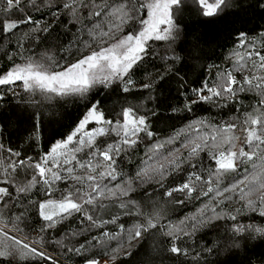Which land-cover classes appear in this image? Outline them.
<instances>
[{"label":"snow or ice","instance_id":"obj_1","mask_svg":"<svg viewBox=\"0 0 264 264\" xmlns=\"http://www.w3.org/2000/svg\"><path fill=\"white\" fill-rule=\"evenodd\" d=\"M192 3L201 17L196 23L205 29L199 34L180 18L188 0H0V43L18 36L16 50L7 56L11 66L0 72V88L35 109L30 115L37 133L33 144L41 149L28 155L0 141V264H63L61 257L70 253L84 256V264H101L98 254L88 255L97 246L115 264L121 255H132L129 249L136 242L155 241L157 235L167 240L163 251L187 257L189 250L181 243L220 220L236 223L202 252L226 258L243 252L252 264L249 242L260 237L264 244V226L241 224L238 217L251 212L264 218V0ZM45 12L52 22L68 17L65 31L71 38L57 36L55 52L36 54L31 45L51 34L52 22L33 13ZM228 39L234 41L230 66L212 82L191 88L194 98L186 95L187 81L176 65L199 59L195 53L201 43ZM157 42L163 43V53ZM157 57L162 70L138 83L136 70ZM170 80L177 81L182 107L166 105V98L156 94L171 91ZM136 91L149 95L129 102L128 94ZM105 92L109 98L123 94V99L105 107L97 98ZM241 94L254 96L257 103L224 123L201 119L189 124L192 136L181 130L161 138L153 129L151 120L159 119L165 105L172 113L191 112L201 102L217 107L221 101L239 102ZM69 102L82 105L84 112L66 136L42 148L38 133L44 112ZM146 104L158 107L146 109ZM141 145L147 159L133 175L124 173L122 162ZM180 174L179 183L165 187ZM149 187L163 189L160 200ZM200 197L208 202L197 213L177 223L167 219L168 203ZM30 210L42 221L34 238L21 227ZM121 216L136 220L128 228L119 222ZM74 218L75 228H65ZM46 233L55 237L46 239ZM111 241L118 243L112 247Z\"/></svg>","mask_w":264,"mask_h":264},{"label":"trees","instance_id":"obj_2","mask_svg":"<svg viewBox=\"0 0 264 264\" xmlns=\"http://www.w3.org/2000/svg\"><path fill=\"white\" fill-rule=\"evenodd\" d=\"M196 11L197 6L188 2V6L183 10L180 18L188 26L189 30H195V32L199 34L204 32L205 29L197 25L196 22L200 20L201 17L196 14ZM33 16L36 19H40L41 16H43L44 20L52 22V17L47 15L46 12L33 13ZM67 20L68 17L62 15L59 21L52 22L51 34H42L39 41L32 43L31 51L36 54L48 50L55 52V45L58 43L55 39L57 36L60 41H65L71 38V33L65 31V22ZM257 22H259L258 19ZM260 23L264 24V20L260 21ZM23 27L24 30H27L28 26ZM249 27L251 28L253 25L250 24ZM192 38L193 37H190L189 39ZM17 39L18 36L12 37L11 40L6 37L4 42L0 43V72L6 71L11 66V61L7 59V56L11 55L16 50ZM233 42L232 39H228L222 41L220 44H217L215 40L210 44L201 43L200 49L195 53L200 57L199 59L193 60L188 58L183 64L176 65L180 74L184 76L187 81L186 87L188 88V91L186 92V95L194 98L190 91L191 88L200 87L201 82L204 80L212 82L218 71L230 66L228 57L232 50ZM154 46H156L161 53L164 52V45L162 42H157ZM16 59L17 62H19V57ZM162 64L163 61L158 57L149 58L136 70L134 79L138 83L146 81L147 73H154L157 69L162 70ZM167 87L170 88L171 91L165 89L158 91L156 94L161 100L166 98V105L170 104L173 107H182L184 98L178 95L175 91L178 87L177 81L170 80V84ZM16 91L20 92L21 96L26 95L19 88H17ZM0 93L4 96V99L0 100V141L13 147H17L22 153L35 155L41 150L33 144V137L36 136L37 133L33 131V121L30 119V115L35 109L26 108L24 104L19 102L20 97H13L10 92L5 91L3 88H0ZM148 95L149 91H136L128 94L127 99L131 103H139L140 100H145ZM97 98L102 99L105 102V107L110 108L115 101L123 99V94L119 97L112 96L109 98L108 93L105 92ZM256 103L257 100L254 96H245L241 94L239 102L221 101L222 106L220 107H217L212 103L201 102L193 105L191 112L181 111L172 113L165 105V107L159 108V119L152 118L151 123L153 129L161 138H167L181 130H185V135L192 136L194 135V131L188 128L189 124L198 122L201 119L224 123L234 117L241 116L244 109L250 110V106ZM150 107L158 106L146 104V109ZM83 112L84 108L82 105L71 102L65 104L63 107L57 106L56 109L52 111H45L41 118L42 123L38 133L40 137L38 142L41 147L46 149L54 140L66 136L74 128L76 121ZM179 143L180 141H177L176 146H178ZM144 159H147V156L144 146L141 145L131 158H126L122 162L121 167L124 173L133 175L136 169L140 166L139 162ZM204 163L207 164L209 161L205 158ZM182 177L183 174H180L174 179H170L165 183V187H168L171 183H179ZM149 192L154 194L155 200H160V193L163 192V189L149 187ZM32 198L40 199L42 197L34 195ZM144 199L147 198L145 197ZM206 202H208L207 198L200 197L198 199H187L184 203L180 204L168 203L166 205L167 219L173 223H177L179 220L197 213ZM236 206L238 207L239 205ZM145 210L151 211L150 205L147 206ZM111 211L114 212L116 210L111 209ZM101 215L107 217L108 213L102 212ZM135 220V217L121 216L119 222H126L125 226L130 228ZM238 222L244 225L252 224L255 226H264V218L251 212H246L240 215L238 217ZM41 223L42 221H40L39 217L34 214V210H30L25 217L24 223L21 224V227H24L25 232L34 238ZM234 223L236 222L231 220L215 221L207 227L200 229L190 239L183 241L181 246L189 250V255L187 257H175L170 253L163 251V249L167 247V240L166 238L157 235L155 241L149 239L146 242H136L135 246L129 249L132 255H121L119 259L116 260L115 264H247L243 252L232 258H226L223 255L218 256L215 252H202L204 248L212 247V243L223 236L225 229L229 228ZM25 225H27V227H25ZM69 225H71L72 228H75V218L73 221H69L68 225H65L64 227L67 228ZM107 227L111 231H118L115 225H108ZM49 236L54 238L55 233L45 234L46 239H48ZM109 243L110 246L115 247L118 242L111 241ZM157 244L160 245L159 248L156 247ZM254 244H259L260 246L252 248V245ZM249 247L251 251L248 253V256L251 258L252 264H264V244H261V238L257 237L255 240L250 241ZM193 252H201V256L194 258L192 255ZM94 253L98 254L100 259L105 258L109 260L107 256L103 255V249L100 246L89 249L88 255ZM61 260L63 261V264H84V256H77L74 253H70L67 257L62 256Z\"/></svg>","mask_w":264,"mask_h":264},{"label":"rangeland","instance_id":"obj_3","mask_svg":"<svg viewBox=\"0 0 264 264\" xmlns=\"http://www.w3.org/2000/svg\"><path fill=\"white\" fill-rule=\"evenodd\" d=\"M188 2H191L192 3V0H188ZM109 263H110V261H109ZM101 264H104V261L103 260H101Z\"/></svg>","mask_w":264,"mask_h":264},{"label":"crops","instance_id":"obj_4","mask_svg":"<svg viewBox=\"0 0 264 264\" xmlns=\"http://www.w3.org/2000/svg\"><path fill=\"white\" fill-rule=\"evenodd\" d=\"M100 260H103V261H105V260H107V259L103 258V259H100ZM109 264H110V263H109Z\"/></svg>","mask_w":264,"mask_h":264},{"label":"built area","instance_id":"obj_5","mask_svg":"<svg viewBox=\"0 0 264 264\" xmlns=\"http://www.w3.org/2000/svg\"><path fill=\"white\" fill-rule=\"evenodd\" d=\"M65 261V260H64Z\"/></svg>","mask_w":264,"mask_h":264}]
</instances>
